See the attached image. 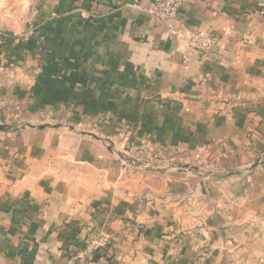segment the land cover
<instances>
[{"label": "crops", "instance_id": "obj_1", "mask_svg": "<svg viewBox=\"0 0 264 264\" xmlns=\"http://www.w3.org/2000/svg\"><path fill=\"white\" fill-rule=\"evenodd\" d=\"M157 1L40 0L42 41H8L0 126L100 140L0 130V264H264V0H189L167 25ZM187 32L216 36L207 59ZM120 149L235 171L153 177Z\"/></svg>", "mask_w": 264, "mask_h": 264}, {"label": "rangeland", "instance_id": "obj_2", "mask_svg": "<svg viewBox=\"0 0 264 264\" xmlns=\"http://www.w3.org/2000/svg\"><path fill=\"white\" fill-rule=\"evenodd\" d=\"M40 0H0V60L5 61L8 60L6 57H2V54L5 53L6 49H8L9 45L7 44L8 41L11 43H15L16 45H23L31 38L38 37L36 28L34 27V20H35V5ZM23 26V31L20 33V35H14V36H8L7 34L13 33V29ZM27 25V26H26ZM10 38V39H9ZM42 41V38L38 37V42L40 43ZM12 62V64H14ZM16 64V63H15ZM14 64V65H15ZM19 66V65H18ZM32 82V81H31ZM30 82V83H31ZM28 88V100L30 101L32 99L31 92H32V84H27ZM100 122V119H98L97 123ZM94 125V123H92ZM7 126H10V124H5ZM40 125H51V126H59L58 129H62L65 131H69L70 128L73 129L75 132H84L87 134L95 135L99 137V133H94L91 129H86L84 127V124L81 121V125H77V123H74L72 121H45V120H38V121H22L19 123H14L15 127L18 128H26L27 126H40ZM2 126V125H1ZM95 126V125H94ZM104 145L109 146L106 139H103ZM123 155H126L127 157H130L138 162H143L144 165L142 166H134L130 165L122 160H120L117 156L114 155V157L118 158L119 161L123 162L124 166L126 167H132L135 170H139L141 173H144L148 176L158 177L159 174L164 175V177H182L187 179H204L207 178V175L203 174H191L187 172H181L178 170L179 167H191L194 168V166L189 165H181V164H175L164 160L159 159H148L145 156L133 154L130 149H120L119 151ZM158 168H164V170L159 173L156 170ZM209 168V169H205ZM203 171H235V169L230 168H223L222 166L218 167H204L203 169H199Z\"/></svg>", "mask_w": 264, "mask_h": 264}, {"label": "built area", "instance_id": "obj_3", "mask_svg": "<svg viewBox=\"0 0 264 264\" xmlns=\"http://www.w3.org/2000/svg\"><path fill=\"white\" fill-rule=\"evenodd\" d=\"M188 1L189 0H158L148 13L160 24L167 25L176 19L179 10ZM171 32L175 33L173 30H171ZM186 37L188 47L199 52L203 60L209 57L212 48L217 43L216 36H204L198 32H187ZM105 244L104 240L92 239L87 243L86 250L92 252L98 248L104 247Z\"/></svg>", "mask_w": 264, "mask_h": 264}, {"label": "water", "instance_id": "obj_4", "mask_svg": "<svg viewBox=\"0 0 264 264\" xmlns=\"http://www.w3.org/2000/svg\"><path fill=\"white\" fill-rule=\"evenodd\" d=\"M28 128H33V129H58L59 126H51V125H40V126H27ZM14 126H0V130H12L14 129ZM69 131H73L72 128L69 129ZM80 135H87L89 137H91L94 140H100L97 137H95L94 135H90V134H86V133H79ZM107 144L109 145L107 148L109 151H113L112 148V144L110 142H107ZM118 158L130 165H134V166H142L144 165L143 162H138L130 157H127L126 155H123L122 153H115ZM164 170V168H158L156 171L157 172H162ZM179 171L181 172H187V173H191L194 175L197 174H203V175H207V176H220V175H231L234 173V171H226V172H222V171H203V170H199L197 168H191V167H179L178 168Z\"/></svg>", "mask_w": 264, "mask_h": 264}]
</instances>
